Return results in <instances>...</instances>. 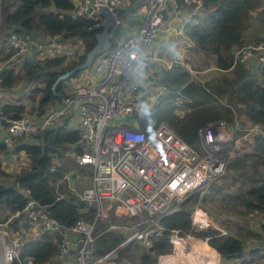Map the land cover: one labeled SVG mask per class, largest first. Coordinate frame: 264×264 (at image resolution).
<instances>
[{"label": "built area", "instance_id": "1", "mask_svg": "<svg viewBox=\"0 0 264 264\" xmlns=\"http://www.w3.org/2000/svg\"><path fill=\"white\" fill-rule=\"evenodd\" d=\"M125 1L74 0L73 13L87 16L95 25L104 21L101 7L112 13L116 25L109 28L107 34L115 44L94 56L91 65L83 69L86 73L80 81L64 88L67 89L65 96H60L40 115L25 112L9 117L0 102V143L7 146L16 138H30L32 134L68 119L67 125L78 130L83 145V150L74 157L79 164L90 165L92 172L90 175L77 174L80 181L73 180L70 173L65 178L79 200L94 205L91 218L82 217L74 225L64 227L46 211L45 205L28 198L21 209L7 212V217L0 219V264L16 261L18 264H37L32 256L20 258V246L28 237V231L25 225L13 230L9 225L13 218H19L18 222H29L42 232H60L58 249L50 264H107L130 242H139L148 248L151 236L163 228V216L179 210L191 193L201 191L213 178L224 173L226 162L216 152L223 143L233 139L234 129H245L239 127L237 121L235 125L226 120L211 121L198 127L200 143L196 148L166 119H161L150 131L129 127V123L143 116L142 106L150 100L152 89H168L159 81L163 71H149L151 65L161 62L169 69L180 64L192 77H198L200 70L194 67L190 58L187 59L188 49L196 44L185 27L199 21L208 10L202 0H148L127 10L140 16L135 25L125 24L126 29L117 30V24L122 22L121 8ZM162 35L180 45L176 57L166 59L159 54L156 44ZM6 44L14 50L11 59L34 53L43 58L63 54L70 57L76 51L73 45L62 43L60 34L41 40L10 32ZM233 60L244 64L252 60L259 67L264 66V36L235 46ZM2 79L0 69V89ZM184 102H191V98L177 90L175 112L178 115L188 110L182 106ZM127 114L130 120H126ZM252 131H262L261 125L252 123L242 136L246 137ZM234 140L237 143L238 137ZM84 178L88 182L86 185H82ZM112 205L118 207L117 212L124 217V222L110 223L108 228L120 233L122 238L114 247L98 254L93 235L96 222L107 218ZM190 217L199 224L196 229L206 231L202 224L206 221L218 230L207 221L210 217L203 210L195 208ZM217 234H211L209 241L217 243ZM190 237L201 242L209 234L198 236L172 228L170 249L159 254L154 264L206 262L208 256L201 260L204 255L198 248L199 243H190L187 247L184 240ZM214 248L218 255L209 259L215 263L216 258L220 259V253L216 245ZM219 259L215 264H219Z\"/></svg>", "mask_w": 264, "mask_h": 264}, {"label": "trees", "instance_id": "2", "mask_svg": "<svg viewBox=\"0 0 264 264\" xmlns=\"http://www.w3.org/2000/svg\"><path fill=\"white\" fill-rule=\"evenodd\" d=\"M261 1L202 0L207 13L199 21L188 23L185 30L195 42L199 55L204 60H211L217 70L223 71L222 74L217 78L201 80L200 77H192L180 64L164 68L159 81L166 84L168 89H152L149 95L154 100L145 102L146 105L142 106L143 116L128 124L129 127L150 131L161 119H166L188 143L198 148V127L216 120H226L233 125L237 121L239 127L245 129H234L233 139L223 143L224 146L217 151V155L226 162L225 172L219 177L224 180L223 184L227 181L238 183L235 192L227 194L234 206L232 208L243 215L259 214L261 219L258 228H252L248 220L242 219L227 228L225 234L211 228L208 223L203 225L206 229L204 232L192 229V208L186 203L196 201L198 191H194L182 202L179 210L162 217L163 228L151 236L148 248H143L139 242H130L107 264H154L159 254L170 249L169 235L172 228H179L182 233L196 231L194 233L200 236L209 234L205 238L208 241L211 234L218 233L217 243H209L218 255L214 248L217 246L220 264L235 262L236 259L230 254L239 250L243 251V256L237 258L240 264H264V66H257L250 72L248 67L251 65L234 63L233 60V48L249 41L245 33L252 23V10ZM128 3L131 4L125 9L131 11L142 0H127ZM74 10V0H0V28L2 25L5 30V44L6 36L10 32H17L41 40L60 34L63 44L78 39L82 47V51H75V57L63 54L37 59L33 55H20L11 59L14 50L2 44L1 89L11 87L18 77L29 84L25 96L2 103L9 117L27 112L26 98L35 102L31 106L33 112L27 113L40 115L60 96L67 94L64 88L70 77L57 81L54 88L53 84L59 75L80 64L96 42V30L93 29L95 22L82 14L75 15ZM17 64H20V74L16 73L13 66ZM177 90L191 98V102L182 104L188 108L182 115L175 112L178 106L175 103ZM67 122L65 118L54 126L32 134V140L16 138L13 151L24 152L27 164L14 173L2 168V154L8 153L10 148L0 143V219L4 220L7 212L14 213L21 209L28 198L45 205L46 211L64 227L74 225L82 217L91 218L94 215V205L79 200L65 178L70 173L73 180L80 181L77 173L90 175L92 172L90 165L76 161L74 154L81 152L83 145L78 130L68 126ZM252 123H259L262 131L249 132L247 141L235 143L234 139L243 137L242 134L247 132ZM212 189L219 191L221 185ZM237 205L243 208L237 209ZM114 207L112 205L108 210L107 218L96 222L93 235L95 252L98 254L114 247L122 238L120 233L108 228L110 223L124 222V217L115 215ZM18 221L19 218H13L9 223L13 230L20 226ZM60 237V232H42L37 237H26L20 246L19 256L24 258L29 255L37 264H50L56 255ZM250 239H256L258 243L249 242L252 243L249 245L246 242ZM245 244H248V249Z\"/></svg>", "mask_w": 264, "mask_h": 264}, {"label": "rangeland", "instance_id": "3", "mask_svg": "<svg viewBox=\"0 0 264 264\" xmlns=\"http://www.w3.org/2000/svg\"><path fill=\"white\" fill-rule=\"evenodd\" d=\"M147 1L148 0H142L143 3L147 2ZM129 4H131V3L127 4V0H126L123 4L122 8H121V12L126 10L125 6H128ZM127 10H126V15L125 14L121 15L122 22L117 24V28H116L117 30H120L122 28L126 29L125 24L129 25V23H132L135 25L136 22L138 21V19H140V16L137 13L129 12V11L127 12ZM2 27L3 26L1 25V28H0V47L2 46V44H5V30ZM69 43L74 46L75 50L82 51V47H81V44H80L78 39H77V41L69 40ZM5 45H7V44H5ZM32 55H33L32 57H35L37 59H43L41 54L34 53ZM72 57H75V55ZM191 61L194 63V67L197 70H200L197 78L200 77L201 80H204L207 77H216L217 78V76L221 75L223 72V71L217 70L215 68V66H213V62L211 60H204L202 58V56L198 54V52H195L193 54V59H191ZM13 66L15 68L16 73L20 74V70H19L20 64L13 65ZM250 68L248 67L249 71L252 72V69H250ZM255 69H257V68H255ZM85 73H86L85 70H81L79 73H77L76 76L70 77V79L66 80L68 82L66 87L70 88L71 84L73 85V83L79 82L80 79L85 75ZM30 87H32V85H30ZM27 91H29V84L25 83V81L21 77L20 78L18 77V79H16V81L14 82V84L11 87L3 88L0 90V102L3 103L5 101H14L15 97L23 96L24 93ZM150 99H151V97H150ZM153 100H154V97H152L151 101H153ZM24 102H26V104H27V112H33V111H31V106L35 105V102L32 103L27 98L24 99ZM71 122L74 124L77 123L76 121H71ZM249 137H250L249 134L246 135V137H239L237 143L242 144V143H244L245 140L247 141V139ZM28 140H32V137L30 136V138H28ZM242 146H244V145H242ZM13 147H14V143L9 145V148H10L9 155H11V158L7 159L6 156H2L3 157L2 158L3 159L2 160V166H3L2 168L6 172H9V173L17 172L20 168L26 166V164H27V155L24 152H14ZM82 175H84V174H82ZM223 182H224V180L221 177H219V176L215 177L207 184L206 187H204L201 191H198L196 201L190 200L191 202L186 203L188 207L190 206L192 208L191 212H193L195 208L203 210L210 217V220L208 219L207 221H210V223L213 226L218 227L217 229L223 233H224V231H225V233L227 232V228L233 227L234 222H237V221L242 220V219L248 220V223L252 226V228L257 229V226H258V223L260 222L261 216L259 214H256V213L255 214L249 213L247 215H243L239 212H236L232 208L234 206H233L231 200L227 196V194L229 192L230 193L235 192V186L238 183L233 184V183H230V181H227L226 183L223 184ZM87 183H88L87 180L84 178L82 185H86ZM219 185H221V190L216 191L215 189H212V188L217 187ZM237 207H238L237 209L243 208L239 205H237ZM111 208L112 207H110V209ZM114 211H115V215L120 216L118 214V212H119L118 207H114ZM192 222L194 223L193 224L194 227L192 229L204 232L203 229H196L195 228L196 225H199L195 222V220L193 221V219H192ZM19 223L21 226H24L25 224H27V222H19ZM205 223H207V222L206 221L202 222L203 225ZM230 230H233V229L230 228ZM194 232H196V231H194ZM194 232H189V233L198 235ZM186 239L187 238H185L184 242L187 243V247H188L190 245V242H187ZM253 242L255 244L258 243V241L256 239H253ZM140 246L145 248V246H143L141 244H140ZM245 248L246 249L249 248L248 244H245ZM235 259H236V261L233 262L232 264H240L238 262L239 259H237V258H235Z\"/></svg>", "mask_w": 264, "mask_h": 264}, {"label": "crops", "instance_id": "4", "mask_svg": "<svg viewBox=\"0 0 264 264\" xmlns=\"http://www.w3.org/2000/svg\"><path fill=\"white\" fill-rule=\"evenodd\" d=\"M252 15H253V18H252L251 26L248 28L247 32L245 33V37L246 38H249L248 39L249 41L255 40V37L260 38V37H263L264 36V30H263L264 29V0H262L261 3L254 10H252ZM258 38H256V39H258ZM156 47H157V50H158L159 54L161 56H163L164 58H166V59L176 57L177 56V53L180 52V50H181L180 45H178L176 43H172L167 38V36H165V35H162L160 37V39L158 40V42L156 44ZM188 50L189 51H188L187 59L190 58V60H191V59H193V54L195 52H198L197 51V47L196 46L195 47H190ZM249 65H251V69L252 70H254L255 68H257V66H258L252 60L250 61ZM148 70L149 71H152V72H155V71H160L161 72V71H164V67H163V64L161 62H158V63H156L154 65H151L148 68ZM67 88H69V87H67ZM9 152L6 153V154H3L2 156H6L7 159L11 158V155H9ZM25 227H26L25 229L28 231L27 232V236L28 237H37V236H39L42 233V231H41L40 228H38L37 226L32 225L29 222H28V224L25 225ZM257 228H258V226H257ZM249 242H252L253 244H255L253 242V239H250V240H248L246 242L249 245L250 244L252 245V243H249ZM218 259L219 258H216V262L215 263L218 262ZM220 261H221V256H220V259H219V264H220ZM215 263L212 262V261H210L209 258H208V260L206 262H201V264H215Z\"/></svg>", "mask_w": 264, "mask_h": 264}, {"label": "water", "instance_id": "5", "mask_svg": "<svg viewBox=\"0 0 264 264\" xmlns=\"http://www.w3.org/2000/svg\"><path fill=\"white\" fill-rule=\"evenodd\" d=\"M100 12L104 16V21L101 22L100 24H96L95 26H93V29L96 30V34H95L96 42H95V44L87 51L84 60L80 64L76 65L72 69L66 71L65 73H63L57 77L56 82L53 84V88H54L55 84L57 83V81H59L60 79L66 78V77H71L73 74H77L81 70L90 66L92 61H93L94 56L97 53H99L101 50L107 48L109 45L115 44V42L110 41L109 36L107 34V31L109 28H112L116 25V19L114 18L112 13L108 9H106L105 7H101ZM125 118H126V120H130V115L127 114L125 116ZM231 128H233L232 125H231ZM230 256L233 258H240L241 256H243V251L239 250L237 252L231 253Z\"/></svg>", "mask_w": 264, "mask_h": 264}, {"label": "bare ground", "instance_id": "6", "mask_svg": "<svg viewBox=\"0 0 264 264\" xmlns=\"http://www.w3.org/2000/svg\"><path fill=\"white\" fill-rule=\"evenodd\" d=\"M186 241L190 242V243H194V244H198L199 243L198 244V248L200 249V251L204 255V257H202L201 260L207 258V256H208V258L209 257L213 258V257L217 256V254L212 249L209 241L207 239H205V238L201 239V242H198L199 240L196 241L197 243L195 242L194 238H191V237L187 238Z\"/></svg>", "mask_w": 264, "mask_h": 264}]
</instances>
